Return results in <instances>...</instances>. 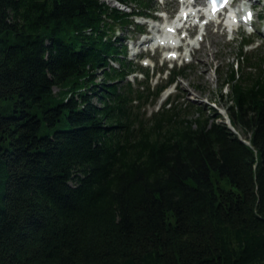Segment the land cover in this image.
<instances>
[{
  "label": "trees",
  "instance_id": "obj_1",
  "mask_svg": "<svg viewBox=\"0 0 264 264\" xmlns=\"http://www.w3.org/2000/svg\"><path fill=\"white\" fill-rule=\"evenodd\" d=\"M115 1L0 0V264H264V43L219 73L233 130L148 113L183 66L151 85L115 31L155 2Z\"/></svg>",
  "mask_w": 264,
  "mask_h": 264
},
{
  "label": "rangeland",
  "instance_id": "obj_2",
  "mask_svg": "<svg viewBox=\"0 0 264 264\" xmlns=\"http://www.w3.org/2000/svg\"><path fill=\"white\" fill-rule=\"evenodd\" d=\"M104 1L109 6H118L124 11H130L129 8L119 5L115 0ZM154 1L156 3V12H152L151 14H153L154 17L156 16L158 21H150L141 18L136 20L141 25H144L145 31L149 34L148 36L151 34H154L155 36L156 33H160L164 21L169 20L179 9V2L177 1L173 5L163 4L162 0ZM263 2L264 0H242L239 3L242 6L252 5L254 7L253 12L255 13V17L253 18V24L247 26L246 31L239 28L227 32L220 24L214 26L210 23L203 25L200 28L198 27L199 29L191 27L190 31L194 37L191 36L190 40L191 38L195 40L199 38V41L194 43L195 49L191 50V53L188 55L185 51L182 53L181 50V52H179L180 55L171 60H163L165 54L163 52L164 50H161V52L155 51L153 53L149 51L144 54L143 58L141 56L138 57L140 54H135L134 51L142 53L145 46L142 44L143 42H140V39L145 37L138 35L132 27L125 31L124 34L115 31L117 35L122 37L126 44V59L133 63L137 62L143 68L148 69V76L150 77L151 85L156 82L162 83L169 68L183 66L180 75L175 79L173 84L175 86L171 85L163 90L155 105L146 106V111L149 113L151 110L155 109L157 104H160L167 94H175L193 102L196 106L204 107L205 104H209L216 108L218 113L223 112L226 98L224 96L221 98L217 96L220 81L219 73L221 70L224 71L229 64L235 66L236 58L238 57V45L242 38H247L252 41L251 44L243 47L244 51L252 50L254 48L260 49L262 47V44L264 43V34H262L261 31L264 29V26H261L264 24V10L262 12L260 10ZM163 7H167L168 10L163 12ZM258 14L261 15V19L258 18ZM152 24L157 26V31L154 28H151ZM252 29H254V31L249 32ZM197 31L199 32V35L197 34ZM195 35H197V38H195ZM143 36H146V34ZM135 40L139 42H136ZM186 49L190 50L189 47ZM244 69L248 70V67ZM155 70L162 71L154 73ZM251 70L253 69L251 68ZM142 79L143 77L138 72L127 77V80L133 85L136 81H141ZM56 90V88L53 89L54 92H56ZM222 93H226V88H222ZM12 106V100H1L0 112L7 113V111L12 110ZM216 120L220 121L221 119ZM225 121L224 122L228 125L227 120Z\"/></svg>",
  "mask_w": 264,
  "mask_h": 264
},
{
  "label": "bare ground",
  "instance_id": "obj_3",
  "mask_svg": "<svg viewBox=\"0 0 264 264\" xmlns=\"http://www.w3.org/2000/svg\"><path fill=\"white\" fill-rule=\"evenodd\" d=\"M190 12H192L191 9H186V10H185V9H182L180 15L183 16V15H185L186 13H190ZM188 15H189V14H188ZM188 15H187V16H188ZM227 22H228V20H227ZM153 27H155V26L152 25L151 28H153ZM168 27H169V26H168ZM170 28H171V26L169 27V29H170ZM157 30H158V28L156 27V31H157ZM167 31H169V30H167ZM261 33L264 34V29L261 31ZM164 41H166V42H168V43H171V38H170V36L165 37ZM197 41H199V38H197V40L194 39V40H192L191 42H189V43L187 44V45H188L187 47H189L190 50H187V49H186L185 52H188V54H190V53H191V50L195 49V48H194V43L197 42ZM170 52L174 53V51H170Z\"/></svg>",
  "mask_w": 264,
  "mask_h": 264
},
{
  "label": "water",
  "instance_id": "obj_4",
  "mask_svg": "<svg viewBox=\"0 0 264 264\" xmlns=\"http://www.w3.org/2000/svg\"><path fill=\"white\" fill-rule=\"evenodd\" d=\"M222 113H224V111L222 112ZM227 120V119H226ZM226 122V121H225ZM227 123H228V120H227ZM229 124V123H228Z\"/></svg>",
  "mask_w": 264,
  "mask_h": 264
}]
</instances>
